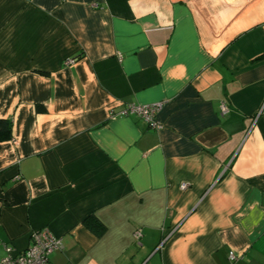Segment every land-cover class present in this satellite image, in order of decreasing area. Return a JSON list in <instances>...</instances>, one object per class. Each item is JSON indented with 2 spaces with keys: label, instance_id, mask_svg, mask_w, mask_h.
Returning a JSON list of instances; mask_svg holds the SVG:
<instances>
[{
  "label": "crops",
  "instance_id": "obj_1",
  "mask_svg": "<svg viewBox=\"0 0 264 264\" xmlns=\"http://www.w3.org/2000/svg\"><path fill=\"white\" fill-rule=\"evenodd\" d=\"M0 119V258L264 264V0H0Z\"/></svg>",
  "mask_w": 264,
  "mask_h": 264
},
{
  "label": "built area",
  "instance_id": "obj_2",
  "mask_svg": "<svg viewBox=\"0 0 264 264\" xmlns=\"http://www.w3.org/2000/svg\"><path fill=\"white\" fill-rule=\"evenodd\" d=\"M162 103L152 104H126L119 112L120 115H137L143 118L152 129L160 127L156 114L161 108ZM221 111L226 112V106L222 104ZM185 185H182L184 188ZM141 236L140 230L134 232V238L137 240ZM61 247V239L56 237L48 227L35 229L30 234L28 246L16 252L11 246L6 245L5 255L0 258V264H48L50 254ZM228 258L231 263L236 260V255L229 252Z\"/></svg>",
  "mask_w": 264,
  "mask_h": 264
},
{
  "label": "trees",
  "instance_id": "obj_3",
  "mask_svg": "<svg viewBox=\"0 0 264 264\" xmlns=\"http://www.w3.org/2000/svg\"><path fill=\"white\" fill-rule=\"evenodd\" d=\"M10 133L11 121L8 119H0V139L10 138ZM84 224L97 235H100L104 230L103 225L95 217L86 218Z\"/></svg>",
  "mask_w": 264,
  "mask_h": 264
}]
</instances>
